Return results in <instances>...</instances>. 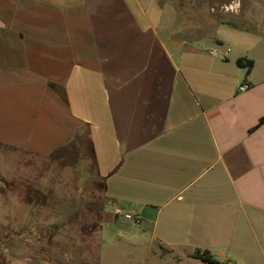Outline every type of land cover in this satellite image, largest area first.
<instances>
[{
	"label": "crops",
	"instance_id": "0c3cea01",
	"mask_svg": "<svg viewBox=\"0 0 264 264\" xmlns=\"http://www.w3.org/2000/svg\"><path fill=\"white\" fill-rule=\"evenodd\" d=\"M219 29L247 33L222 21L206 34L156 0H0V146L94 164L100 264H217L193 256L205 249L264 264V36L239 47ZM0 178L23 182L6 160ZM116 208L141 220L120 226L121 253L105 225Z\"/></svg>",
	"mask_w": 264,
	"mask_h": 264
},
{
	"label": "rangeland",
	"instance_id": "374dc122",
	"mask_svg": "<svg viewBox=\"0 0 264 264\" xmlns=\"http://www.w3.org/2000/svg\"><path fill=\"white\" fill-rule=\"evenodd\" d=\"M156 1L180 6L185 16L197 20L206 34H210L222 21H237L239 27L247 30L245 35L237 36L220 29L219 34L231 38L239 47L249 46L264 36V0ZM230 4L234 9L225 11L223 5ZM251 4L258 6L255 13L242 20L233 18L237 7ZM230 52L234 53V49L231 48ZM81 147L79 152L85 154L86 146ZM79 157L38 160L0 146V164H5L6 160L10 165H18L23 180L21 183H8L0 178V200L3 195L10 197L8 203H0V260H9L11 264H100V220L95 215L104 205L105 194H99L101 183H93L96 175L94 164H87L91 161H87L84 155L82 161L85 162L81 163ZM119 207L127 208L120 204ZM80 213H83L82 217ZM117 216L120 218L113 228L109 223L105 225L113 231L121 253L125 252V244L118 241V235H122L119 229H126L120 226L137 223L125 219L123 214ZM162 222L163 219L160 224ZM108 242H104V249ZM143 253H137L139 260H142ZM126 254L121 255L125 264ZM112 260L113 255H110V262Z\"/></svg>",
	"mask_w": 264,
	"mask_h": 264
},
{
	"label": "built area",
	"instance_id": "2783aa9c",
	"mask_svg": "<svg viewBox=\"0 0 264 264\" xmlns=\"http://www.w3.org/2000/svg\"><path fill=\"white\" fill-rule=\"evenodd\" d=\"M223 9H225V11H229V10H233L234 7H233V4L223 5ZM229 51H230V47L226 46V45H216V46L211 47L209 49V52L212 55L220 56V57H226V55L229 53ZM248 87H249V84L247 82H244L239 86L238 90L239 91H245ZM114 212L117 215L123 214L125 218H127L129 220H135L136 223L141 222L140 218L132 212H124L120 208H116Z\"/></svg>",
	"mask_w": 264,
	"mask_h": 264
},
{
	"label": "trees",
	"instance_id": "16d2710c",
	"mask_svg": "<svg viewBox=\"0 0 264 264\" xmlns=\"http://www.w3.org/2000/svg\"><path fill=\"white\" fill-rule=\"evenodd\" d=\"M237 64L240 67L246 68V73L250 74V72L252 70V67L254 66V60L240 57V58L237 59ZM193 256L201 258L204 261H207L209 263H217V264H219L218 260L214 257V255L208 249H205L203 251L198 250L197 252L194 253Z\"/></svg>",
	"mask_w": 264,
	"mask_h": 264
},
{
	"label": "bare ground",
	"instance_id": "6f19581e",
	"mask_svg": "<svg viewBox=\"0 0 264 264\" xmlns=\"http://www.w3.org/2000/svg\"><path fill=\"white\" fill-rule=\"evenodd\" d=\"M233 7H234V5H233Z\"/></svg>",
	"mask_w": 264,
	"mask_h": 264
}]
</instances>
